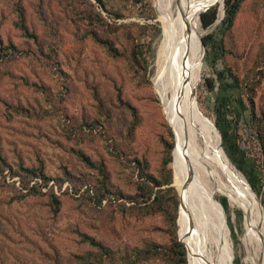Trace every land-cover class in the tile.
I'll return each mask as SVG.
<instances>
[{
    "label": "rangeland",
    "instance_id": "374dc122",
    "mask_svg": "<svg viewBox=\"0 0 264 264\" xmlns=\"http://www.w3.org/2000/svg\"><path fill=\"white\" fill-rule=\"evenodd\" d=\"M197 1L223 5L210 27L198 19L189 88L197 124L264 218V0H243L224 31V0ZM160 3L0 0V264H97L78 232L110 250L100 264H175L178 224L190 262L214 264L217 245L205 237L199 194L181 174L152 80ZM208 34L201 56L196 43ZM118 96L136 110L133 129ZM215 205L220 264H246L243 214L232 219L222 192Z\"/></svg>",
    "mask_w": 264,
    "mask_h": 264
},
{
    "label": "bare ground",
    "instance_id": "6f19581e",
    "mask_svg": "<svg viewBox=\"0 0 264 264\" xmlns=\"http://www.w3.org/2000/svg\"><path fill=\"white\" fill-rule=\"evenodd\" d=\"M222 8L223 5L220 13ZM199 9L197 0H161L158 20L162 33L152 80L175 133V154L181 174L189 177L192 188L199 194L205 237L217 245L214 264H220L225 256L223 221L215 205L219 192L225 196L232 219L242 213L246 220L242 238L244 262L264 264V218L255 197L235 173L237 169L230 167L216 138L197 124L199 111L189 88L195 72V42L201 36Z\"/></svg>",
    "mask_w": 264,
    "mask_h": 264
},
{
    "label": "trees",
    "instance_id": "16d2710c",
    "mask_svg": "<svg viewBox=\"0 0 264 264\" xmlns=\"http://www.w3.org/2000/svg\"><path fill=\"white\" fill-rule=\"evenodd\" d=\"M97 1L101 2L102 0H97ZM242 2H243V0H224V16L221 20V23L224 26L223 31L229 29L232 26L235 15H236L237 11L239 10ZM214 4L215 5L210 6L209 8H207L204 11H203V9H205L207 6L212 5V4H206L199 9L200 21H201V24L204 28L210 27L217 20V16L219 15V12H220V4L218 2H216ZM217 5H218V7H217ZM201 11H203V12H201ZM88 13H90V10L88 11ZM95 14L96 13H93V15H95ZM89 17H91V16H89ZM101 21H103V19H101ZM160 31H161V28H160ZM93 37L95 38L96 41L102 42L103 44H106V47L110 51L111 55L116 56L115 53L112 51V47H111V45H109V43L101 41L96 35H93ZM202 41H203L204 46H207L210 43V35L208 34L207 36L202 37ZM197 47L200 49V43L199 42L196 43V48ZM95 96L97 98L96 93H95ZM117 98H118V102L122 106L127 108L130 111V113L132 114V118H133L132 129L135 128V125H136L137 120H138L135 108L130 103H128L127 101L121 99L120 96H118ZM250 100H252V98H250ZM172 135H173V132H172ZM174 145L172 147V150L174 148ZM172 150H171V156H172ZM82 158L86 162V164H89L90 160L87 157L82 156ZM169 162H170V157H167L166 159L163 160L164 164H167ZM171 162H172V158H171ZM171 162H170V164H171ZM171 171H172V168H171ZM34 178H36V175H32L30 181L32 182ZM172 178H173V171H172ZM31 188L35 189L36 186L32 184ZM249 188L252 190V187L250 185H249ZM140 189L142 190V188H140ZM92 193H93V190H92ZM56 198L57 197L55 195H52V198L50 200V206L54 212H57V210H58ZM178 218H179V215L177 216V224L179 221ZM78 233H79V236L85 242L94 246L97 249L98 255L94 258L95 263L97 262V264H100L101 263L100 261L102 260V258H105V257L108 258L110 256V252H109L110 250H108L106 247H104V245L101 242L95 240L93 237H90L84 233H80V232H78ZM178 236L180 238V241L183 244L177 240L176 236L171 237L172 245H173V251H174L172 253V255H173L172 258H174V254H175L176 255V263L175 264H192L188 258L185 240H184V237H183V235L179 229V224H178ZM186 258H187V260H186ZM125 264H127V262Z\"/></svg>",
    "mask_w": 264,
    "mask_h": 264
},
{
    "label": "water",
    "instance_id": "95a60500",
    "mask_svg": "<svg viewBox=\"0 0 264 264\" xmlns=\"http://www.w3.org/2000/svg\"><path fill=\"white\" fill-rule=\"evenodd\" d=\"M212 5H214V4H212ZM209 6H211V5H209ZM209 6H207L206 9L209 8ZM199 18H200V15H199ZM200 43H201L202 46L204 45V44H203V41H202L201 38H200ZM216 129H217V128H216ZM258 198H259V197H258ZM259 201H260V198H259ZM260 204H261V202H260Z\"/></svg>",
    "mask_w": 264,
    "mask_h": 264
},
{
    "label": "built area",
    "instance_id": "2783aa9c",
    "mask_svg": "<svg viewBox=\"0 0 264 264\" xmlns=\"http://www.w3.org/2000/svg\"><path fill=\"white\" fill-rule=\"evenodd\" d=\"M32 182H34V181H32Z\"/></svg>",
    "mask_w": 264,
    "mask_h": 264
}]
</instances>
